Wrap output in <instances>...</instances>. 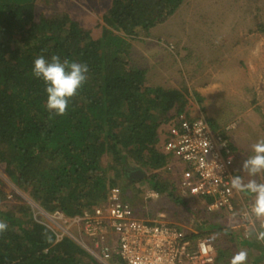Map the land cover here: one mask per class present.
Instances as JSON below:
<instances>
[{"label": "trees", "instance_id": "16d2710c", "mask_svg": "<svg viewBox=\"0 0 264 264\" xmlns=\"http://www.w3.org/2000/svg\"><path fill=\"white\" fill-rule=\"evenodd\" d=\"M36 1L0 0V163L43 209L73 217L105 202L109 189L125 175L128 160L149 170L168 164L157 147L158 131L171 109L175 114L169 119L186 114L188 97L176 88L149 85L147 70L128 56L130 39L138 30L150 33L183 0H110L96 38L67 12L36 15ZM41 55L48 60L59 55L89 67L87 82L70 100L65 115L48 111L46 85L33 75L34 60ZM209 125L216 131L213 120ZM105 156L110 158L107 165ZM151 186L166 190L156 180ZM0 220L8 224L0 235V264L96 260L70 237L57 240L54 231L23 205L0 208ZM214 226L224 230L220 224L206 228L199 223V231L188 234L209 235ZM213 243V264H229L232 249ZM261 251L262 256L264 248Z\"/></svg>", "mask_w": 264, "mask_h": 264}, {"label": "rangeland", "instance_id": "374dc122", "mask_svg": "<svg viewBox=\"0 0 264 264\" xmlns=\"http://www.w3.org/2000/svg\"><path fill=\"white\" fill-rule=\"evenodd\" d=\"M109 6L110 0H37L35 13L67 12L96 38L101 35L102 14ZM130 41L132 49L128 59L147 70V83L186 93V114L204 117L208 122L214 120L216 131L234 146L235 175L249 179L242 172V162L251 154L252 144L264 138V0H183L165 22L150 33L138 30ZM174 114L175 110L171 109L163 115L162 130L175 119H169ZM157 147L161 150V146ZM109 159L105 156L103 164L107 165ZM127 167L141 169L132 160H128ZM180 169L179 162L169 160L156 170L141 169L143 177L124 175L115 186L138 216L173 222L187 232H198L199 223H204L206 228L220 224L224 230H216L214 226L209 233L212 242L232 249V256L236 251L246 250V264L258 259L264 248V242L255 236L260 221L252 218L254 226L237 213L217 215L207 210L202 200L184 194L179 187ZM255 178L264 181V174ZM153 180L166 190L153 189ZM253 201L252 194L238 192L239 213L248 211ZM17 205L29 208L35 220L85 248L82 245L85 238L78 226L58 224L47 216L48 211L21 189L0 163V208L9 210ZM231 237L234 239L230 240ZM242 239L246 242H241ZM261 257L257 264L264 262V252ZM84 259L86 264H122L117 259Z\"/></svg>", "mask_w": 264, "mask_h": 264}, {"label": "built area", "instance_id": "2783aa9c", "mask_svg": "<svg viewBox=\"0 0 264 264\" xmlns=\"http://www.w3.org/2000/svg\"><path fill=\"white\" fill-rule=\"evenodd\" d=\"M161 151L181 165L179 187L184 194L204 202L209 211L238 214V192L231 188L235 175V149L228 138L211 129L201 116L185 113L168 122ZM210 199V200H206ZM47 212V211H46ZM59 223L78 226L82 245L103 261L122 264H213L216 248L209 235L191 237L173 222L153 221L137 215L118 186L109 189L105 202L92 212L73 217L61 210L47 212ZM57 240L62 239L53 227ZM264 264V263H262Z\"/></svg>", "mask_w": 264, "mask_h": 264}, {"label": "clouds", "instance_id": "9594fccd", "mask_svg": "<svg viewBox=\"0 0 264 264\" xmlns=\"http://www.w3.org/2000/svg\"><path fill=\"white\" fill-rule=\"evenodd\" d=\"M88 72L89 67L86 63L70 61L67 58L62 60L59 55H52L50 60L41 55L34 60L33 75L43 79L46 85V107L50 113L61 116L67 113L70 100L87 82ZM242 172L249 179L245 180L243 175H232L229 183L237 192L254 196L253 204L244 214V218L253 224L252 218L260 221L259 230L255 232V236L258 241L264 242V181H258L255 178L264 174V138L252 144L251 154L242 162ZM7 229L8 224L0 220V235ZM247 260L248 252L239 250L232 256L230 264H246Z\"/></svg>", "mask_w": 264, "mask_h": 264}, {"label": "flooded vegetation", "instance_id": "af4514ba", "mask_svg": "<svg viewBox=\"0 0 264 264\" xmlns=\"http://www.w3.org/2000/svg\"><path fill=\"white\" fill-rule=\"evenodd\" d=\"M136 172H137V169H135L133 167H125V175H128L130 178L140 177V176H138V174Z\"/></svg>", "mask_w": 264, "mask_h": 264}, {"label": "crops", "instance_id": "0c3cea01", "mask_svg": "<svg viewBox=\"0 0 264 264\" xmlns=\"http://www.w3.org/2000/svg\"><path fill=\"white\" fill-rule=\"evenodd\" d=\"M214 121V120H213ZM162 126H160V128H159V131H158V133H159V141H158V144H157V146L159 145V146H161V148H162V141H163V130H162Z\"/></svg>", "mask_w": 264, "mask_h": 264}, {"label": "water", "instance_id": "95a60500", "mask_svg": "<svg viewBox=\"0 0 264 264\" xmlns=\"http://www.w3.org/2000/svg\"><path fill=\"white\" fill-rule=\"evenodd\" d=\"M137 174H138V176H140V177H143V175H144V173H143V171L141 170V169H137V172H136Z\"/></svg>", "mask_w": 264, "mask_h": 264}]
</instances>
